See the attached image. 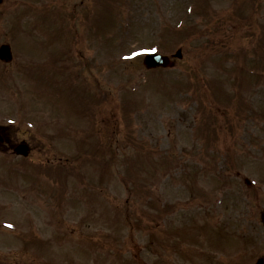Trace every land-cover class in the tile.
I'll return each instance as SVG.
<instances>
[{"label": "rangeland", "instance_id": "rangeland-1", "mask_svg": "<svg viewBox=\"0 0 264 264\" xmlns=\"http://www.w3.org/2000/svg\"><path fill=\"white\" fill-rule=\"evenodd\" d=\"M4 40L51 67L37 84L19 56L1 107L41 124L40 184L72 198L57 228L30 207L46 243L0 244V264H227L238 236L260 242L264 0H2Z\"/></svg>", "mask_w": 264, "mask_h": 264}, {"label": "flooded vegetation", "instance_id": "flooded-vegetation-1", "mask_svg": "<svg viewBox=\"0 0 264 264\" xmlns=\"http://www.w3.org/2000/svg\"><path fill=\"white\" fill-rule=\"evenodd\" d=\"M15 52L20 51H14V60L10 62L0 60L1 89H5L8 86V82L13 79L15 72L19 73L16 67L17 65L21 66L22 62L17 61L21 55ZM2 111L7 112L8 110L0 108V243H6V241H3L7 238L4 235L6 230L3 227V223H17L13 215V209L15 206H19L23 200L20 194L17 193L14 185L17 183L18 177L29 176V164L36 166L38 163H44L46 159L45 145L40 139V135L32 133L23 125L8 123L7 120L2 118L3 115L1 113H4ZM19 144L27 146V156H21L14 152L15 147ZM55 205H57L56 194ZM22 221L24 223L25 220L23 219ZM22 238L26 240L27 236L23 234ZM246 244L248 249L247 254L250 257L241 263L235 264H255V262L256 264H264V235L260 237V242L257 245L252 241H247ZM255 252L258 253L256 257H254ZM259 259L260 263L258 262Z\"/></svg>", "mask_w": 264, "mask_h": 264}, {"label": "water", "instance_id": "water-1", "mask_svg": "<svg viewBox=\"0 0 264 264\" xmlns=\"http://www.w3.org/2000/svg\"><path fill=\"white\" fill-rule=\"evenodd\" d=\"M176 57H180L181 53L180 50H177L174 54ZM144 64L147 67H154V66H172L173 62L169 60L167 56H161L155 53H149L144 58ZM262 219L264 221V214H262Z\"/></svg>", "mask_w": 264, "mask_h": 264}]
</instances>
